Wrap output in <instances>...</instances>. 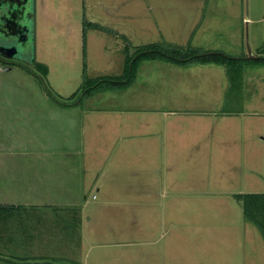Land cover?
<instances>
[{"label":"rangeland","instance_id":"1","mask_svg":"<svg viewBox=\"0 0 264 264\" xmlns=\"http://www.w3.org/2000/svg\"><path fill=\"white\" fill-rule=\"evenodd\" d=\"M150 1L154 5L152 15H155L150 20L158 30L142 26L132 31L131 19L120 21L106 16L103 5L107 2L115 4L117 0H97L101 4L91 0H32L31 39L20 49L16 60L29 66L32 60L33 63L47 62L49 74L46 77L34 65L23 66L22 70L36 78L41 89L45 93L48 90L54 98L47 95L56 102L59 98L69 99L60 96L63 92H79L84 78L121 76L123 61L126 63L132 55L130 62L136 60L137 63L132 76L133 79L136 76L137 83L130 90L140 94L142 109L152 108L154 103L162 105L165 97L170 102H176L179 95H174L171 100L170 96L185 93L189 99L182 100L180 105H186L190 111L201 107L199 115L190 114L183 123V126L186 124L188 139L199 140V152L186 162L171 164L172 178L168 179L166 191H162L165 194L149 195L155 199L160 210L149 215L146 213V218L129 227L136 229L138 235L145 232L147 237L156 240L152 244L136 247L146 250L151 261L149 264H182L186 261L190 264H264V235L256 224L243 217L242 202L235 198V195L264 194V59L247 58L246 48L248 45L253 56H264L258 54L259 48L264 46V0H247V7L246 0ZM128 4L131 6L132 2ZM125 8L126 3L122 10ZM87 20L105 26L112 22L128 31V40L121 34L116 37L112 32L88 27ZM192 20L197 24L187 27ZM119 21L124 25L117 24ZM148 43L157 45V49L152 51L162 49L173 54L174 58H183L194 52L192 56L223 52L238 61L225 67V70L220 69L221 73L212 77L185 76L179 86L174 87L165 84L164 81L169 79L166 73L150 61H143L149 56L143 55L138 59L139 52L136 50L145 48ZM191 62L198 61L182 62L181 66ZM99 88L108 91L97 95L90 104L102 107L108 104V107L116 109L117 97L123 92L116 86L105 84L99 85ZM84 98L78 103L82 108L86 106ZM113 135H117L115 124ZM113 135L110 134L111 137ZM107 144L100 153V146L84 150L86 166L93 171L97 168L100 171L103 166L106 171L103 183L110 184L118 178L123 184L133 185L130 180L138 173L127 170L128 164L120 157V169H114V173L111 158L106 154L111 144L109 139ZM117 150L115 148L114 154L118 158L120 154ZM189 150L196 152L195 148ZM91 192L86 199L90 210L85 216L87 227L84 231L87 236L96 239L103 228L102 222L97 221L99 217L104 219V223L106 218L124 219L131 210L116 209L110 214L105 211L99 216L96 208L102 195L107 196L104 192L101 195L94 191L98 199H92ZM135 199L137 195L111 196L114 201ZM252 212L264 222L263 204L259 211L252 209ZM105 228L108 229L106 233L111 235L109 227L105 225ZM224 235L226 239L235 237L236 248L231 249L235 253L231 256L235 254L237 258L222 255V251H227L226 244L220 243ZM210 237L218 239L210 240ZM214 240L216 242L209 243ZM202 241H208L206 250L210 249L212 255H219L210 258V252L200 253L197 245Z\"/></svg>","mask_w":264,"mask_h":264},{"label":"crops","instance_id":"2","mask_svg":"<svg viewBox=\"0 0 264 264\" xmlns=\"http://www.w3.org/2000/svg\"><path fill=\"white\" fill-rule=\"evenodd\" d=\"M91 1L101 4L97 0ZM117 1L103 5L107 17L120 21L131 19L132 31L142 26L158 30L150 20L151 16H155L151 12L154 5L150 0ZM129 2H132L131 6ZM125 3L127 9L122 10ZM84 17L87 15L84 14ZM120 21L117 24H123ZM87 22L103 28L94 29L112 32L116 37L121 34L128 40V31L112 22L108 26ZM193 24L197 21L192 20L187 27ZM143 61H150L166 73L169 79L164 81L165 84L174 87L179 86L185 76L212 77L221 73L220 69L225 70L224 65L214 62H191L181 66V63L162 58H145ZM126 63L123 61L121 76L115 77L125 74ZM37 64L47 69L46 77L49 74L47 62ZM138 65L140 68L141 65ZM22 69L19 65H12L7 71L0 70V264H149L151 261L146 250L136 246L152 244L156 239L147 237L145 232L138 235V231L129 226H135L146 218V213L149 215L160 210L155 199L149 195L166 193L162 191H166L168 179L172 178L171 164L183 163L190 156L198 155L199 140L188 139L186 124L183 126V123L188 115H199L201 107L190 111L186 105H180L182 100L189 99L181 92L170 96L171 100L174 95H179L176 102H170L165 97L162 105L154 103L152 108L142 109L140 94L130 90L137 83L135 76L126 85L116 86L123 92L117 97L116 109L108 107V104L103 107L90 104L107 89L85 96L86 106L82 108L78 104L80 102L69 101L77 91L61 93L60 96L69 99L59 98L56 102L41 89L36 78ZM114 124L117 135H113ZM108 139L111 144L106 154L111 158L112 169L119 170V157L123 158L128 164L126 169L129 167L127 170L138 173L130 180L133 185L123 184L118 178L113 179L116 182L103 183L106 173L103 166L100 171L86 166L84 150L100 146V153L101 148L108 145ZM115 148L120 154L118 158L114 154ZM189 148H195L196 152ZM94 191L101 195L104 192L107 196L102 195L96 208L99 216L105 211L110 214L116 209L131 210L124 219L106 218L105 223L103 218L97 217L103 228L96 239L87 236L84 231L87 227L85 216L90 210L86 199L90 192L92 199H98ZM115 195H137V199L111 200V196ZM105 225L111 230V235L106 233L108 229ZM212 238L218 239L210 237V240ZM221 240L220 243L227 246L222 255L237 258L235 254L231 256L235 253L231 250L236 248L235 237L226 239L224 235ZM202 242L197 245V250L203 254L211 253L210 249L206 250L208 241Z\"/></svg>","mask_w":264,"mask_h":264},{"label":"trees","instance_id":"3","mask_svg":"<svg viewBox=\"0 0 264 264\" xmlns=\"http://www.w3.org/2000/svg\"><path fill=\"white\" fill-rule=\"evenodd\" d=\"M88 27H93V28H98V29H103L101 26L95 24V23H90L88 22ZM157 45L154 44H148L145 48H139L136 50L138 53V59L145 56H149V58H162L166 59L169 61L177 62V63H182L186 61H198V62H214L217 64L224 65L225 67H230L234 62H236L237 58H231L228 57L226 54L223 52L221 53H213V54H208V55H200V56H193L191 57L194 53H191L187 56H184L183 58L180 59H186V60H178L172 57L173 54L162 51V49H159L160 51H152V49L156 48ZM157 49V48H156ZM150 50V51H148ZM135 52V51H134ZM136 52L134 54H136ZM259 55L264 54V46L259 48ZM133 56V55H132ZM130 57V59L132 58ZM190 56V58H188ZM130 59L127 60L126 63V69H125V74L122 77H96V78H84L82 84L79 87V92H75L71 98V102L74 103V101L78 98L80 91H84V94L80 98V101L83 99V97L91 94L93 91H97L99 89L98 86L101 84H105L106 86H123L126 85V83H129L132 79V73H133V68L136 66L135 61H131V65L129 66ZM139 59V60H140ZM260 59H264V57H261ZM238 61V60H237ZM36 66V69L41 75H44L47 73V69L45 67H42L41 65L37 64L36 62L34 63ZM130 67V70H129ZM125 80V82H121V80ZM108 88V87H107ZM101 90V89H100ZM79 101V102H80ZM235 198L238 201H241L242 203V209H243V214L246 219L251 221L252 223L256 224L262 231V234L264 235V222L260 221L257 219V217L254 216L252 209L258 210L261 208V204H263L264 207V194H244V195H235Z\"/></svg>","mask_w":264,"mask_h":264},{"label":"water","instance_id":"4","mask_svg":"<svg viewBox=\"0 0 264 264\" xmlns=\"http://www.w3.org/2000/svg\"><path fill=\"white\" fill-rule=\"evenodd\" d=\"M31 1L32 0H8V1L3 0L0 2L1 3L0 5V55H4L8 58L13 59V62H3V63H7L10 65H19L21 67L29 66V65H26L28 63H25L24 65L23 62L16 60V56L18 52L20 51V49L23 48V46H25V44L29 42V40L31 39L32 27H33V23H32L33 4L31 3ZM246 7H247V0H246ZM24 16H27V20L25 23L23 22L21 23V21L24 19ZM246 48H247V58L264 57V56H253L248 45H246ZM213 53H221V52H205V53L197 54L194 56L208 55V54H213ZM231 58H235V57H231ZM175 59H178L181 61L186 60V59H180V58H175ZM30 62H31V66L34 65L33 60ZM10 65L3 67L0 64V70H3V71L9 70ZM27 67H25V69L29 71ZM32 74H35V73H32ZM39 79H41L42 81V78L39 77ZM47 93L51 97L54 98V96H52V94L48 90H47ZM83 94H84V91L81 92L80 97L77 100H75L74 103H78Z\"/></svg>","mask_w":264,"mask_h":264},{"label":"flooded vegetation","instance_id":"5","mask_svg":"<svg viewBox=\"0 0 264 264\" xmlns=\"http://www.w3.org/2000/svg\"><path fill=\"white\" fill-rule=\"evenodd\" d=\"M1 1H3V0H0V2ZM8 1V0H7ZM0 5H1V3H0ZM26 20H27V16H24V19L21 21V23L23 22V23H25L26 22ZM3 62H13V59L12 58H8V57H6V56H4V55H0V64L4 67V66H7V65H10V64H7V63H3ZM26 65H28V64H26ZM12 65H10V67H11ZM32 67V66H31Z\"/></svg>","mask_w":264,"mask_h":264}]
</instances>
